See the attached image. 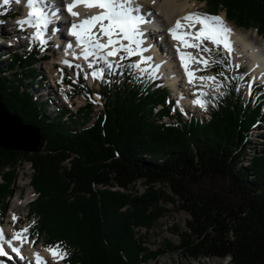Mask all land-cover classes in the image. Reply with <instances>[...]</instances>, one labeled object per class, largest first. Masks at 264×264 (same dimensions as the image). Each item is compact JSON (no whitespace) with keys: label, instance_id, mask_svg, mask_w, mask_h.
<instances>
[{"label":"trees","instance_id":"trees-1","mask_svg":"<svg viewBox=\"0 0 264 264\" xmlns=\"http://www.w3.org/2000/svg\"><path fill=\"white\" fill-rule=\"evenodd\" d=\"M205 1L210 13L223 10L236 26L253 27L264 37V0ZM36 45L9 55L6 64L0 62L3 102L25 123L40 127L47 138L40 153L0 147L1 215L18 170L28 161L33 168L31 185L39 195L30 205L26 235L40 240L45 234V242L66 252L64 259L70 264H140L152 258L137 230L156 226L166 211L162 201L181 205L190 215L186 229L177 230L176 252L182 250L196 261L229 257L235 264H264V143L243 164L248 133L264 119V93L255 85L247 95L243 68L235 70L222 46L213 50L208 69L222 77L223 92L203 93L209 119L184 120L167 88L127 67L134 63L133 56L112 73L104 63L97 65L95 70L104 68L103 79L93 78L98 88L89 85L88 74L64 71L71 95L82 93L86 107L76 112L59 107L45 114L46 102L25 84L26 79L46 84L33 67L40 61V49H48ZM94 92L104 107L91 126L83 127L98 103ZM165 116L179 122H163ZM211 176L230 178L242 196L238 207L195 197L183 183ZM139 180L146 186L141 194L136 189ZM166 183L173 194L158 186Z\"/></svg>","mask_w":264,"mask_h":264},{"label":"rangeland","instance_id":"rangeland-1","mask_svg":"<svg viewBox=\"0 0 264 264\" xmlns=\"http://www.w3.org/2000/svg\"><path fill=\"white\" fill-rule=\"evenodd\" d=\"M191 2H196L198 6H201L202 10L209 12L208 6H207V3L205 0H191ZM14 6H16V5L8 6L5 8V10H0V14H3L4 12L9 11L10 9H7L9 7L10 8H16ZM0 9H3V8L0 7ZM221 12H225V11L222 10V11H220V13ZM209 14H212V13H209ZM19 18H17V19H9L8 18L5 21L0 20V56H1L0 62L4 61L5 64L7 63V59L9 57V55H11L13 53L19 54V53H22L23 51H25L24 47L28 46L29 41H31L33 38V34H30V30H26L24 26L17 29L18 28L17 23H18ZM58 18L62 19L63 15H59ZM58 20H60V19H58ZM241 28H243V27H241ZM243 29H246V28H243ZM49 30H51V29L49 28ZM247 30H251L252 32L255 31L258 38H263L257 34L256 29L253 27L249 28ZM24 31H26V32H24ZM61 35L63 36V38H64V35L65 36L67 35L66 29H64L61 32ZM152 36L155 38V43H158V42L161 43L155 34H153ZM3 40H5L7 43L5 44V42ZM57 45L59 46L60 44H57ZM159 45H160L159 47L162 48V46H164V43H161ZM205 46L211 48L212 51L210 53H204V52L203 53L200 52V53H202L207 59H210L212 61L211 55H212L213 50L216 48V46L213 45L212 43L208 42V41H205ZM48 47H49V51H43L42 52V50L40 49V45H36V48L40 49V52L37 56V58L40 59V61L37 62L36 64H34V67H33V68H36L37 71H41V73L43 74L42 76L46 78L45 79L46 84L38 82V81L31 83L30 79H26L25 84H27L26 85L27 90L32 92L35 95V97L40 98L41 101L46 102V109L47 110H46L45 114H53V112L58 111L59 107L71 109L74 112H76V110L79 109L80 107H82V108L86 107L87 100H86V97H84L82 95V93L76 95L71 101H68L65 98V95L63 93V91L67 88L62 87L60 89L52 81L51 75L48 72V70L45 68V65L48 61L55 58L59 54L55 53V51L58 49L56 44L54 47L50 46V45ZM240 48L243 49V46L240 45ZM53 49H55L54 52H53ZM58 50L60 51V47ZM50 51H52V52H50ZM121 55H126V54L121 53ZM229 55L233 60V66H234L235 70H239V69L243 68V72H244L243 76L244 77L246 76L248 78L249 85H250V82H253V83L256 82L255 84L258 85L259 87L263 86L262 92L264 93V83L259 82L258 81L259 79L254 78V71L252 69V64H251L252 58H250L249 55H247V53L244 51L239 53L237 58L234 57L232 51H231V53H229ZM133 57L135 59L134 60L135 63L139 62L141 60V57H139V56H133ZM143 57H148V56H145L143 54ZM110 60H112L114 63L121 62L119 56H117V58L115 60L114 59H110ZM155 61H156V59H155ZM101 63L103 64V61H101ZM77 64H82V63H77ZM148 64L152 65V68L154 70L156 69V67L154 66V63H152L151 61H149L148 63L145 64L146 65L145 68H148ZM237 65H238V67H236ZM82 66L83 67H81V68H83V72L86 73L87 65L82 64ZM142 66H143V64H141V67ZM30 68H32V66H30ZM73 70H76V72L79 73V69L77 71L76 68H73ZM154 70L146 71L145 75H144V73L140 74L138 71V75L146 77V78L151 77L152 79H154L152 76L149 75V73L154 72ZM250 70H251V72H250ZM6 71H7L6 75L8 77H10V74L8 73L9 70H6ZM209 72H211V71H209ZM157 74H159L163 79H165V82H162L160 80V77L157 76ZM54 76H56V78H60V74H54ZM219 77L221 78V80L223 82L222 77L221 76H219ZM155 78L159 79V81L157 79H155V80H157V83H159V85H161V86H163V85L165 86V85L169 84L166 77L159 72L155 73ZM160 81H161V83H160ZM90 83H91V81H90ZM94 87L98 88L99 85L94 84ZM223 88H224V83H222L221 85H219L217 87H213L212 85H205L204 87L199 89L198 93L199 92L204 93L206 91H210V92L216 94V93H221L223 91ZM249 90L250 89L248 88L247 95H249ZM66 91H68V90H66ZM95 94H97V93H95ZM170 94L173 97V99L175 97H178L176 95V93L174 92L173 87H172V92L170 91ZM98 97L99 96L95 95V98L98 99ZM102 100H98L97 101L98 103L95 102L96 103L95 105L93 104V112H91V114H90V116L92 118L88 119L87 122L85 124H83V127L91 126L94 123V121L97 119L98 112L100 110H102L104 107L103 103L101 102ZM202 100H204L203 97H202ZM179 103H180L181 109H183L184 111L187 112V114H182L180 111L181 109L179 108L180 109L179 111H180L184 120H190L192 116L200 117L203 120L209 119V117H210L209 115H204L202 113L201 107L198 104L194 103V101H191L189 104H187L186 108H183V106L181 105V101H179ZM190 104H192L194 106L189 107ZM160 108H162V106H158L157 109H160ZM79 118H81L79 120V122H82L83 118L80 116H79ZM163 122L170 123V124H176L179 122V120L177 118H170L168 116H165ZM251 130H253V131L248 133L247 141L245 143V159L243 162L244 165H247L251 161L253 154H256L255 152H260V148L262 147V145L264 143V119L263 118H262V120L260 119L259 123L257 124V127H252ZM32 173H33V168H32L31 163L28 161L22 162V167L18 170L16 181L12 187L13 188L12 193L7 199L8 206L6 208V211L4 214L0 215V221L1 222L3 221V223H4L7 221L9 213H10V209L12 208V206L14 204L13 202H14L15 198L19 197V200H20V198L23 197V198H25V200L24 199L20 200V202H25L26 199L28 200V198H29L28 193L31 191H32V194L30 195V197L32 196V198H35V199L38 197L39 193H37L31 185ZM2 181H3V179L0 178V182H2ZM183 183L187 187L188 192H190L193 196L201 197L203 199H204V197H207L209 199H213L216 201V203H218L222 207L225 206L226 204L229 206L238 207L241 204V201H242L241 193L239 192L237 187H235L232 184V182L230 181V178L228 176H211V177H206V178H188V179H183ZM158 186H161L162 188H164L167 191V194H170V195L173 194L172 188H171L169 183L159 184ZM117 188L118 187H116V188L110 187V189H117ZM145 188H146V186H144V184L141 182V180H139L136 183V189L138 190L139 194L143 193ZM121 190L125 191L124 189H121ZM21 191H22V193H21ZM20 195H22V197ZM33 201H31L29 203V205L24 206L21 209V211L19 212L20 216L18 215L16 220H12V221H15V223L13 225L14 226L16 225L17 228L21 231L26 227V225L32 219V216H28V213L30 210V205ZM160 205L165 207L166 211L164 212L163 217H161L158 220V223L156 224V226L150 231L146 230V228H144V227H139V229L137 230L138 231L137 234H139V236L141 235V237L144 240V245L146 247H148V249H149L148 252L152 253L151 254L152 258L150 257L146 262H142L140 264H235V263H233V261L230 260L229 257H226V258H221V257L202 258L200 261H196V260L190 258L189 255L184 253L182 250L181 251L179 250L176 252L173 249V247H177L180 243V237L177 235V230L181 231V230L186 229V227H187L186 221L188 219H190V215L188 212H186L185 210L182 209L181 205H173L172 203H169V202L167 203L165 201L160 202ZM41 238L42 239L45 238V234H43L41 236ZM41 243H42V241L40 239V240H37L36 245L35 244L34 245L37 246ZM49 247H52V246H49ZM9 254L10 253H7V255H3V257L2 256L0 257V264H28L27 262L29 261V258H27V256L25 254H24V257H22L23 259H21V258L19 259V256L12 258L11 255H9ZM153 255H154V257H153ZM44 261L48 262L50 264H57V262L52 260V259H44ZM59 264H63V262L60 260ZM77 264H79V263H77Z\"/></svg>","mask_w":264,"mask_h":264},{"label":"snow or ice","instance_id":"snow-or-ice-1","mask_svg":"<svg viewBox=\"0 0 264 264\" xmlns=\"http://www.w3.org/2000/svg\"><path fill=\"white\" fill-rule=\"evenodd\" d=\"M11 2L12 0H3L4 5H8ZM16 2L19 3L20 0H16ZM135 3L136 0H73L72 3L66 5V10L73 17H79L80 14L74 9L80 6L87 9L97 8L100 10L96 15L86 17L80 20L79 23H73L70 30V34L75 37L77 46L81 48L83 59L88 61L93 58L88 65L90 68L95 67L96 61H103L105 68L112 73L117 68L124 67V65L121 63L114 64L109 59L110 57L119 56L120 60H123L132 56H139L141 57L139 62L131 63L127 67L138 70L140 74L148 71L147 68L141 67V64H146L151 60V57H143V52L147 51V49L141 47L144 42L141 25L146 23V21L142 16L135 14L139 11L138 8L133 7ZM50 4L51 0H27L29 9L27 18L18 21L21 27L27 24L36 29L33 38L39 40L42 46H45L48 42L45 39V34L49 25L58 18V9L50 11ZM182 21H187V24L182 23ZM196 25H200V27L196 29ZM191 29L196 30L192 31ZM169 33L173 40L178 42L177 51L180 55L182 67L188 77V83L193 84L197 80L201 82L206 80L216 81V77L196 76L191 68L193 64H200L203 66V70H207L213 61L203 55L196 56L191 52H184L182 49L192 48L200 52L210 53L212 49L205 46V41H208L217 48L222 46L226 52L231 53V29L226 27L222 18L201 13H190L182 17L181 20H177L175 25L169 29ZM68 47L71 48L72 45L69 44ZM121 53L126 55H121ZM216 62L223 63L222 60ZM65 63L68 62L65 61ZM229 67H232L231 64H229ZM158 71L159 66L149 75L155 78V73ZM91 75L94 79H103L104 68L94 70ZM194 103L206 109L207 101L198 99ZM16 219L17 217L14 216L13 220ZM27 231V229H23V233H16L14 239L22 244L26 239L23 234H26ZM5 243L10 247L12 246V240H7L3 229H0V255H7L3 248ZM12 250L17 255L20 254V248L18 247H13ZM48 251L57 264H59V260L67 256V253L60 249L59 246L50 247ZM37 258L39 264H46L38 254Z\"/></svg>","mask_w":264,"mask_h":264},{"label":"bare ground","instance_id":"bare-ground-1","mask_svg":"<svg viewBox=\"0 0 264 264\" xmlns=\"http://www.w3.org/2000/svg\"><path fill=\"white\" fill-rule=\"evenodd\" d=\"M72 2L73 0H51V4L49 7V9L51 8L50 11H55L58 9V16L63 15L62 19L57 18L53 21L52 24L49 25L48 30L49 28L51 30H47V33L45 34L46 39L53 36L54 44H56L58 49L60 47V51L62 52L61 55H58L55 58L51 59L45 65V68L50 73L53 82L56 79V76H54V66L58 62L68 61L71 63L75 62L89 65V63L93 60V58H90L88 61L83 59L81 48L77 46L75 37L70 34V30L73 23H79L80 20L86 17L96 15L100 10L97 8L87 9L83 6H80L74 9V11H77L80 14L79 17H73L66 10V5ZM11 5H18V8L23 7V15L21 14L18 21L27 18V14L29 12V9L27 7V0H20L19 3H17L16 0H12V2L8 5H4L3 0H0V7L3 8L0 10H5L6 7ZM133 7L139 9V11L135 14L142 16L146 21V23L141 25V31L143 32L142 39L144 41L142 44V48L147 49V51L143 52V54L145 56L151 57L150 61L154 63L155 67L159 66L158 72L163 74L168 80V85H171L173 87L174 92L178 96L175 98L180 99L178 100L181 101V105L183 106V108H186L187 104L193 101L194 98H196L197 94L201 93H198V91L205 85H212L213 87H217L223 83L221 78L214 71L208 72L206 74L202 73L201 70H203V66L200 64H193L191 66L196 76L216 77V81L206 80L201 82L200 80H197L193 84L188 83V77L186 76L185 70L182 67L180 55L177 51L178 42L173 40L172 36L169 33V29H171L175 25L177 20H181L182 17H185L190 13H201L207 14L209 16L221 17L226 27L231 29L230 40L232 42V53L234 57L237 58L239 53H241L242 51L246 52L247 55L252 58L251 64L254 71V78L259 79V82L264 83V37L258 38L255 31L252 32L251 30L237 27L234 23L227 19L225 12H221L219 14H209V12L202 10L201 6H198L196 2H191V0H136V3L133 5ZM182 23L187 24V21H182ZM25 25L28 26L27 24ZM17 27L19 28V26ZM199 27L200 25H196V29H198ZM64 29H66L67 35H64L63 38L61 32ZM196 29L191 30L195 31ZM32 30L35 34L36 29L32 27ZM153 34L158 37L161 43H164V46H162V48L159 47V44L161 43H155V38L152 36ZM3 41L5 42V44L7 43L5 40ZM57 44L60 45L58 46ZM69 44L72 45L71 48L68 47ZM240 45L243 46V49L240 48ZM182 50L184 52H191L196 56L203 55L202 53H200V51L192 48H185ZM116 58L117 57H110V59L114 60ZM250 83H252L253 87L254 83ZM261 87L263 88V86ZM193 106L194 105L190 104L189 107ZM31 194L32 191L28 193L29 198L32 197H30ZM20 200L19 197L15 198L13 202L14 204L10 209L7 221L4 223L3 221H0V229H3L5 238L7 240H12L11 247L7 243L3 245L4 252L17 254L12 250V248L18 247L20 248V254L17 255L19 256V259H22L21 256L24 252V254L30 255L32 257H35L38 254L43 261L44 259L54 260L50 252L48 251V249L50 248L49 246L47 247V245L45 246L43 243L37 246H35L34 244L31 245V241L27 239H25L21 244L20 241L14 239L16 233H21L16 225L13 226L12 222L13 217H18L19 212L25 206L24 202H20ZM1 256L3 257V255H0V257Z\"/></svg>","mask_w":264,"mask_h":264},{"label":"water","instance_id":"water-1","mask_svg":"<svg viewBox=\"0 0 264 264\" xmlns=\"http://www.w3.org/2000/svg\"><path fill=\"white\" fill-rule=\"evenodd\" d=\"M46 142L43 130L10 112L0 94V147L8 151L40 153Z\"/></svg>","mask_w":264,"mask_h":264}]
</instances>
